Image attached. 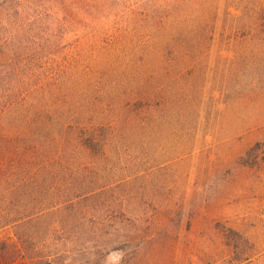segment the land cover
<instances>
[{"label": "rangeland", "instance_id": "obj_1", "mask_svg": "<svg viewBox=\"0 0 264 264\" xmlns=\"http://www.w3.org/2000/svg\"><path fill=\"white\" fill-rule=\"evenodd\" d=\"M0 85L72 137L30 149L0 264H264V0H0Z\"/></svg>", "mask_w": 264, "mask_h": 264}, {"label": "trees", "instance_id": "obj_2", "mask_svg": "<svg viewBox=\"0 0 264 264\" xmlns=\"http://www.w3.org/2000/svg\"><path fill=\"white\" fill-rule=\"evenodd\" d=\"M39 101L33 87L26 89L21 85H0V227L22 220L11 219L7 206L22 203L25 198L33 196L31 194L39 187L38 178L31 181L24 169L26 161L32 156L30 149L40 148L47 143L64 147L72 141V137L65 130L54 134L52 140L47 138L49 135L43 133L41 127ZM74 140L84 144L83 147L87 149H91L93 145L104 146L108 141L93 130L79 133ZM263 148L264 141L257 143L241 158L242 164H257ZM3 212L8 213V216H3ZM234 234L238 236V241L230 239L228 244L233 247L234 255L242 256L243 259L246 256L243 248L250 246V243L237 232Z\"/></svg>", "mask_w": 264, "mask_h": 264}]
</instances>
